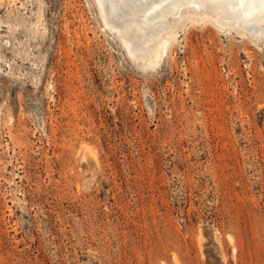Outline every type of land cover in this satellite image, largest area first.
Instances as JSON below:
<instances>
[{"label": "rangeland", "instance_id": "rangeland-1", "mask_svg": "<svg viewBox=\"0 0 264 264\" xmlns=\"http://www.w3.org/2000/svg\"><path fill=\"white\" fill-rule=\"evenodd\" d=\"M101 12L0 0V264H264V32Z\"/></svg>", "mask_w": 264, "mask_h": 264}, {"label": "bare ground", "instance_id": "bare-ground-1", "mask_svg": "<svg viewBox=\"0 0 264 264\" xmlns=\"http://www.w3.org/2000/svg\"><path fill=\"white\" fill-rule=\"evenodd\" d=\"M97 1L105 23L121 34L129 53L151 64L159 48L165 49L191 18L189 14L214 18L222 26L232 24L256 34L264 32V0Z\"/></svg>", "mask_w": 264, "mask_h": 264}]
</instances>
